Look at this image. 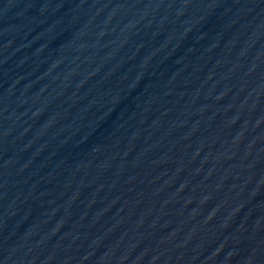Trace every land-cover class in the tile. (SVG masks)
Listing matches in <instances>:
<instances>
[{
    "label": "water",
    "instance_id": "95a60500",
    "mask_svg": "<svg viewBox=\"0 0 264 264\" xmlns=\"http://www.w3.org/2000/svg\"><path fill=\"white\" fill-rule=\"evenodd\" d=\"M0 264H264V0H0Z\"/></svg>",
    "mask_w": 264,
    "mask_h": 264
}]
</instances>
